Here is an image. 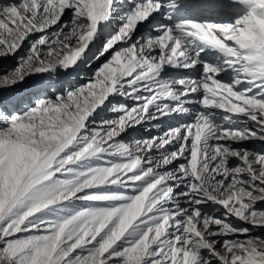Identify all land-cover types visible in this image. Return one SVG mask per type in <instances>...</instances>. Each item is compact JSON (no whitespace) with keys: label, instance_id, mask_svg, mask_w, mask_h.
<instances>
[{"label":"snow or ice","instance_id":"6c2138e0","mask_svg":"<svg viewBox=\"0 0 264 264\" xmlns=\"http://www.w3.org/2000/svg\"><path fill=\"white\" fill-rule=\"evenodd\" d=\"M9 56L0 264H264V0H0Z\"/></svg>","mask_w":264,"mask_h":264},{"label":"rangeland","instance_id":"374dc122","mask_svg":"<svg viewBox=\"0 0 264 264\" xmlns=\"http://www.w3.org/2000/svg\"><path fill=\"white\" fill-rule=\"evenodd\" d=\"M67 19V17H65ZM15 57L9 56V57H4L0 58V69H3L5 67H12L15 64ZM103 61H98L96 64L92 65V68H95L98 66L99 63H102ZM89 72H91V69H88ZM130 103V101H129ZM101 115H109V113H101ZM156 122H153L155 124ZM169 123V121H168ZM164 127L161 125V128L158 130H153L151 129V125L145 124L143 126L137 127L135 130L130 132V135L134 136H148V135H157ZM244 146L249 147V148H255L257 150L264 148V143L258 141V140H251L245 142ZM257 231H264V229H259ZM255 234V233H254ZM256 235V234H255Z\"/></svg>","mask_w":264,"mask_h":264},{"label":"bare ground","instance_id":"6f19581e","mask_svg":"<svg viewBox=\"0 0 264 264\" xmlns=\"http://www.w3.org/2000/svg\"><path fill=\"white\" fill-rule=\"evenodd\" d=\"M168 121H169V123H174V122H175L174 120H170V119H161V120L159 121V123H160L163 127H166L167 124H168ZM148 125H149V124H148ZM151 129H152V131H153V130H158V128H156V127L154 126V124L151 125ZM255 234H256V235L264 234V231H257Z\"/></svg>","mask_w":264,"mask_h":264}]
</instances>
